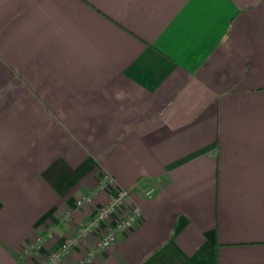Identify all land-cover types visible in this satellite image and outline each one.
I'll return each mask as SVG.
<instances>
[{"label": "crops", "instance_id": "obj_1", "mask_svg": "<svg viewBox=\"0 0 264 264\" xmlns=\"http://www.w3.org/2000/svg\"><path fill=\"white\" fill-rule=\"evenodd\" d=\"M119 189L57 264H264V0H0V264Z\"/></svg>", "mask_w": 264, "mask_h": 264}, {"label": "built area", "instance_id": "obj_2", "mask_svg": "<svg viewBox=\"0 0 264 264\" xmlns=\"http://www.w3.org/2000/svg\"><path fill=\"white\" fill-rule=\"evenodd\" d=\"M109 180L108 176H104L101 180L102 184L106 183ZM154 193L153 188H149L146 190V195L151 196ZM128 192L123 189H119L117 193L103 206L100 207L99 215L96 218H92L85 225H83L78 233V235L70 237L64 243V245L53 252L50 253L48 258L44 261V264H57L61 258V255L66 252L71 246H73L78 237H85L92 233L98 226L100 220L109 217L113 211L122 204ZM95 197V191H92L88 194H84L78 200V203H84L86 201L91 202ZM140 216V208L135 206L132 211L125 216L115 227L109 228L105 232L102 233L100 239L97 243V249H101L113 244L117 239V231L119 229L125 228L134 224ZM94 253V251H90V256Z\"/></svg>", "mask_w": 264, "mask_h": 264}, {"label": "rangeland", "instance_id": "obj_3", "mask_svg": "<svg viewBox=\"0 0 264 264\" xmlns=\"http://www.w3.org/2000/svg\"><path fill=\"white\" fill-rule=\"evenodd\" d=\"M110 217V216H109ZM111 229V228H110Z\"/></svg>", "mask_w": 264, "mask_h": 264}]
</instances>
